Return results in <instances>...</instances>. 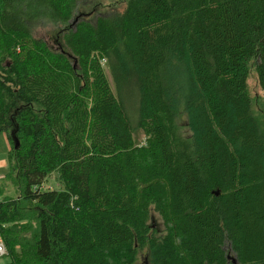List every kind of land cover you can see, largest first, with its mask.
Wrapping results in <instances>:
<instances>
[{"label":"trees","instance_id":"16d2710c","mask_svg":"<svg viewBox=\"0 0 264 264\" xmlns=\"http://www.w3.org/2000/svg\"><path fill=\"white\" fill-rule=\"evenodd\" d=\"M81 1L0 0V189L18 191L0 193L2 264H135L145 249L151 264H264V134L246 92L254 62L264 93V0H129L71 26ZM40 24L63 29L64 51L33 37ZM23 207L34 231L4 228Z\"/></svg>","mask_w":264,"mask_h":264},{"label":"rangeland","instance_id":"374dc122","mask_svg":"<svg viewBox=\"0 0 264 264\" xmlns=\"http://www.w3.org/2000/svg\"><path fill=\"white\" fill-rule=\"evenodd\" d=\"M128 1L129 0H82L78 6L77 12L73 20L71 21V26L75 25L80 20L93 22L95 21L96 18L101 16L122 14L125 10ZM62 30L63 29L61 27L50 26L48 24H40L33 29L32 34L33 37L43 40L51 50L58 52L65 50L62 41V37H63ZM255 71H256L255 63L252 62L250 65V70L246 82V88H247L246 92L251 104L252 113L255 119L257 120L260 130L264 134V93L259 87L257 81V75ZM104 72L112 91H114V85L106 66H104ZM174 104L175 107H178L177 102H174ZM177 125L180 134H182V136L185 138L189 137V131L186 126V118L182 115V113H180L177 116ZM145 140H146V136L143 133L141 132L136 133L135 144L138 147L142 146L145 143ZM9 151H10V144L8 138L4 133H2L0 134V180L10 171ZM57 179H58L57 175H52V177L49 179L48 185L46 186L47 187L50 186L51 188L60 187L61 185L58 183ZM0 193H1V197L5 199H9V198L12 199L18 197L17 189L9 185V183H4L2 185V188L0 189ZM22 213H23V217L25 218V221H21L20 223H11L5 225L4 228H11L12 226L19 227L22 225H28L27 227L30 228L31 231L33 232L35 228V223L34 220L32 219L33 213H29L26 209H24V207ZM151 217L153 219L152 224L155 227V229H157L160 233H162L164 227L160 217L155 213H152ZM24 234L30 236L31 232L29 230ZM0 241L3 242V237L1 233H0ZM227 257L229 261H232L234 258L228 247H227ZM5 261L6 258L0 259V263H3ZM135 264H151L149 252L147 249L140 251L137 254Z\"/></svg>","mask_w":264,"mask_h":264},{"label":"built area","instance_id":"2783aa9c","mask_svg":"<svg viewBox=\"0 0 264 264\" xmlns=\"http://www.w3.org/2000/svg\"><path fill=\"white\" fill-rule=\"evenodd\" d=\"M5 256H6V249L2 241H0V259L5 258Z\"/></svg>","mask_w":264,"mask_h":264},{"label":"water","instance_id":"95a60500","mask_svg":"<svg viewBox=\"0 0 264 264\" xmlns=\"http://www.w3.org/2000/svg\"><path fill=\"white\" fill-rule=\"evenodd\" d=\"M13 142H14V147L17 148L18 147V140L13 138Z\"/></svg>","mask_w":264,"mask_h":264},{"label":"bare ground","instance_id":"6f19581e","mask_svg":"<svg viewBox=\"0 0 264 264\" xmlns=\"http://www.w3.org/2000/svg\"><path fill=\"white\" fill-rule=\"evenodd\" d=\"M5 199V198H4Z\"/></svg>","mask_w":264,"mask_h":264}]
</instances>
